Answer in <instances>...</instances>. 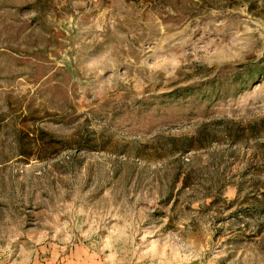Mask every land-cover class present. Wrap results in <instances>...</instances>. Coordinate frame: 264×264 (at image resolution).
Segmentation results:
<instances>
[{"label":"rangeland","instance_id":"1","mask_svg":"<svg viewBox=\"0 0 264 264\" xmlns=\"http://www.w3.org/2000/svg\"><path fill=\"white\" fill-rule=\"evenodd\" d=\"M0 264H264V0H0Z\"/></svg>","mask_w":264,"mask_h":264}]
</instances>
